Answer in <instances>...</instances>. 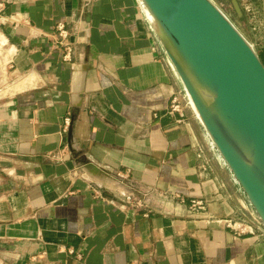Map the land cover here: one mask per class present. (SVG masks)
Wrapping results in <instances>:
<instances>
[{"label":"crops","instance_id":"obj_1","mask_svg":"<svg viewBox=\"0 0 264 264\" xmlns=\"http://www.w3.org/2000/svg\"><path fill=\"white\" fill-rule=\"evenodd\" d=\"M3 1L0 264H264V225L202 121L168 117L197 87L139 0Z\"/></svg>","mask_w":264,"mask_h":264},{"label":"water","instance_id":"obj_2","mask_svg":"<svg viewBox=\"0 0 264 264\" xmlns=\"http://www.w3.org/2000/svg\"><path fill=\"white\" fill-rule=\"evenodd\" d=\"M241 155L193 96L199 117L264 225V63L212 0H143ZM239 14L240 6L231 1Z\"/></svg>","mask_w":264,"mask_h":264},{"label":"built area","instance_id":"obj_3","mask_svg":"<svg viewBox=\"0 0 264 264\" xmlns=\"http://www.w3.org/2000/svg\"><path fill=\"white\" fill-rule=\"evenodd\" d=\"M6 9V1L0 2V14L4 12ZM139 9L141 10L142 13H144L146 16H150L149 9L146 5V3L143 0H139ZM58 29V35L60 37L61 41V46L65 50V55L63 57V61L71 63L73 61L72 56H73V45L70 43V33L67 30V26L65 22H61L57 26ZM192 110L194 114L197 116V118L200 120L199 114L195 108L192 96L186 92L183 91L181 93H178L171 101L169 109H168V117L172 121H174L177 124L184 123L185 120L187 119V111ZM71 127V120L70 118L66 120L65 126H64V132L68 133L69 129ZM209 147L211 150L215 153L218 152L217 147L213 143V141L209 142ZM68 148H66L63 153L64 156L66 157ZM49 157L51 158H57V155L50 153ZM200 158H203V155L200 153L199 155ZM200 168L203 171H207V166L206 165H201ZM131 175V172L125 171V172H119L116 174L117 178L122 180V181H127L129 180ZM72 177L73 178H81L83 177L82 174L78 171L77 168H74L72 170ZM98 194V193H97ZM100 198V194H99ZM124 208L131 210V211H136V210H143L147 209L148 211L143 214V218L145 219H150L153 216V212L150 208L149 203L146 200V196H127L125 198V203L122 205ZM189 213L191 215L193 214H199V213H204L207 210V204L205 202H192L189 205ZM225 223L228 226H235V224L232 221H225ZM242 226L237 227V230L241 234H245L247 232L248 225L245 224V222L241 223ZM74 254V252H72ZM77 259L79 261H82L84 259L83 254H77L76 255Z\"/></svg>","mask_w":264,"mask_h":264},{"label":"rangeland","instance_id":"obj_4","mask_svg":"<svg viewBox=\"0 0 264 264\" xmlns=\"http://www.w3.org/2000/svg\"><path fill=\"white\" fill-rule=\"evenodd\" d=\"M212 1L222 10V12L227 16L230 22L246 39V41L252 46L264 63V0H236L240 6V14L236 12L235 9L232 11L230 8H224L222 3L225 2L228 4L229 0ZM196 87L197 89H194L193 92L194 96L197 97L199 102L210 112V114H212L211 116H213L214 108L208 102V99L204 95L203 91H201L197 85ZM217 128L240 156L241 149L236 143L235 138L233 137L228 126L225 125L224 128ZM208 138V142L212 141L209 135ZM217 154H220L219 151Z\"/></svg>","mask_w":264,"mask_h":264},{"label":"bare ground","instance_id":"obj_5","mask_svg":"<svg viewBox=\"0 0 264 264\" xmlns=\"http://www.w3.org/2000/svg\"><path fill=\"white\" fill-rule=\"evenodd\" d=\"M149 13H150V17L151 19L155 20L153 14L150 12L149 10ZM2 44V42H0ZM213 123L216 127H219V128H224L225 127V123H224V120L222 119L221 115L216 111L214 112L213 114Z\"/></svg>","mask_w":264,"mask_h":264},{"label":"trees","instance_id":"obj_6","mask_svg":"<svg viewBox=\"0 0 264 264\" xmlns=\"http://www.w3.org/2000/svg\"><path fill=\"white\" fill-rule=\"evenodd\" d=\"M228 2H229V3H228L229 5L226 4L225 2L222 3L223 6H224V8H226V9L230 8V9H232V11H233V10H234V7H233L231 1L229 0Z\"/></svg>","mask_w":264,"mask_h":264}]
</instances>
